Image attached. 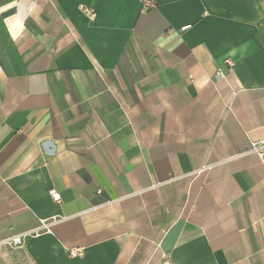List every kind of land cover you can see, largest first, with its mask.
<instances>
[{
  "label": "crops",
  "instance_id": "obj_1",
  "mask_svg": "<svg viewBox=\"0 0 264 264\" xmlns=\"http://www.w3.org/2000/svg\"><path fill=\"white\" fill-rule=\"evenodd\" d=\"M261 139L264 0H0V264H264Z\"/></svg>",
  "mask_w": 264,
  "mask_h": 264
},
{
  "label": "built area",
  "instance_id": "obj_2",
  "mask_svg": "<svg viewBox=\"0 0 264 264\" xmlns=\"http://www.w3.org/2000/svg\"><path fill=\"white\" fill-rule=\"evenodd\" d=\"M141 4L143 6V8H149L154 4L155 0H140ZM223 64L228 66L229 68H231L233 66V61L229 58L224 59ZM224 77V70L221 67H218V69L216 70L215 73V78L216 79H220ZM245 152L248 153H255L260 159L264 158V139L261 140H250L247 149L245 150ZM210 165H205L202 167H199L197 169H195V171L192 172V174H197L199 172H201L202 170L209 168ZM184 176V175H183ZM174 178V177H173ZM173 178L169 179V181H171ZM163 184L162 182H158L155 183L153 185V187H157L159 185ZM97 192H100V190H98ZM50 195L52 197V199L56 202H58L60 200V196L59 193L56 190H50ZM120 199V198H119ZM119 199H108L98 205L93 206L92 208H96L102 205H107V204H111L116 200ZM58 221V219H42L39 221V224L33 228L21 231L19 233H15L12 235H9L7 237H4L2 239H0V245H7L10 247H19L21 246L25 239L28 237H33V236H37L40 233L43 232H48L50 231L51 226ZM70 255L73 256H77V255H81L82 254V249L81 248H72L69 250Z\"/></svg>",
  "mask_w": 264,
  "mask_h": 264
}]
</instances>
